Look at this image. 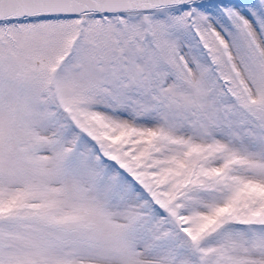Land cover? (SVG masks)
I'll return each instance as SVG.
<instances>
[{"label": "snow or ice", "instance_id": "1", "mask_svg": "<svg viewBox=\"0 0 264 264\" xmlns=\"http://www.w3.org/2000/svg\"><path fill=\"white\" fill-rule=\"evenodd\" d=\"M0 264H264V0H0Z\"/></svg>", "mask_w": 264, "mask_h": 264}]
</instances>
